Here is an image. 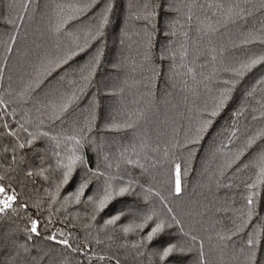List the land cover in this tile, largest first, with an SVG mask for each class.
Wrapping results in <instances>:
<instances>
[{
    "label": "trees",
    "instance_id": "1",
    "mask_svg": "<svg viewBox=\"0 0 264 264\" xmlns=\"http://www.w3.org/2000/svg\"><path fill=\"white\" fill-rule=\"evenodd\" d=\"M261 57L264 0H0V183L17 193L0 264H264ZM21 124L48 135L21 149ZM107 180L130 191L97 210Z\"/></svg>",
    "mask_w": 264,
    "mask_h": 264
},
{
    "label": "snow or ice",
    "instance_id": "2",
    "mask_svg": "<svg viewBox=\"0 0 264 264\" xmlns=\"http://www.w3.org/2000/svg\"><path fill=\"white\" fill-rule=\"evenodd\" d=\"M260 59L264 60V57H261ZM259 61L257 60H253L251 62V64H256ZM251 65H249L250 67ZM2 103V102H0ZM71 103V100H69L67 103H65L64 105L61 106L60 111L61 113L63 111H65L68 107V104ZM221 103H223V101H221ZM213 115H215V112L212 113ZM3 127L5 129H8V124L5 123L3 125ZM20 129L23 130L24 132L27 133L28 137H30L29 139L26 140L25 143H19V139H18V147L23 149L26 146L31 147L34 143V141L36 139H38L39 136H47V133H33V132H29L27 128L24 127L23 124L20 125ZM7 134L9 136H17V132L15 131H8ZM75 144L77 146L80 145V141L78 139H76L75 137L71 138ZM78 149L77 148H73V149H69L70 154L64 157H61L60 153L57 152L55 153L56 157H57V161H56V166L59 170H61L62 173V179L60 181V184L57 185V192L56 194H58L59 192V188L60 186H62L63 184H66L70 177L72 176V173L74 171V169L76 168L77 164H82L84 163L83 157L77 154ZM262 160H264V153L261 154L260 157ZM129 163H131V161H129ZM89 172H91V169H89ZM261 173H264V168L261 169ZM93 176H102L103 173H99V172H92L91 173ZM28 175L31 176L32 172H28ZM3 178L0 177V180H2ZM257 183H259V178L257 180ZM88 186V181H84L82 182L77 191L73 194V196L70 198L72 200H74L75 203H80L81 197L84 195V191L85 188ZM256 185H252L251 187H255ZM130 187L131 185L129 184L128 186H124V187H113V184L111 183L110 180H107L102 188V190L97 194V197L94 199L93 197H88V200L93 202L96 206L97 210H101L103 209L107 203L109 201H111L112 199H114L117 196H122L125 193L130 191ZM181 191V185H180V168L179 165L176 166V184H175V192L177 194H179ZM53 194V201L55 200V195ZM17 200V193L15 192V190L10 186V185H4L2 183H0V213H6L8 210L13 209V204L14 202ZM248 204L252 205L253 204V199L250 196L248 198ZM120 219V215H116L113 218L109 219L106 221V225H114L116 224V222ZM153 220V216L152 215H145L140 223H136L135 221H133L132 223H129L128 225H125L122 227V232L127 235L131 232H135V231H143L145 228H149V222H151ZM164 222L163 221H159V222H155L154 226H152L150 228V231H148L147 235L145 237H143L144 240L147 241H151L153 239L154 236H156L158 233H160L163 228H164ZM37 229H38V222L33 220L31 222V229L30 231L32 233H37ZM61 235H63V233H61ZM49 239L56 241L57 243L63 244L65 246L70 247L69 242L67 240H56V235L52 234ZM194 239V238H193ZM250 246L255 245V241L254 240H249L248 241ZM133 247H139L138 244H133ZM175 248V245H170L168 247H166L163 250V253L161 255V259H163L164 257H167ZM100 259H104V257H100ZM117 264H119V262L117 261Z\"/></svg>",
    "mask_w": 264,
    "mask_h": 264
}]
</instances>
